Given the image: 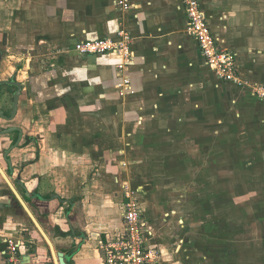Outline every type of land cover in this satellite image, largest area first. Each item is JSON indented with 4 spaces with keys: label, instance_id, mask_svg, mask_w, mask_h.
<instances>
[{
    "label": "crops",
    "instance_id": "1",
    "mask_svg": "<svg viewBox=\"0 0 264 264\" xmlns=\"http://www.w3.org/2000/svg\"><path fill=\"white\" fill-rule=\"evenodd\" d=\"M116 1L0 0V84L23 87L16 117L0 118V130L19 128L22 140L9 164L5 152L18 134L0 136V166L69 264H102L98 242L123 227L125 186L141 194L161 264H264V237L260 246L258 237L243 245L237 219L239 230L205 253L196 245L205 226L193 236L180 212L190 204L186 181L205 157V131L218 134L230 118L247 169L264 176V101L216 80L188 35L181 0H131L128 12ZM201 7L239 73L264 85V0H201ZM120 29L132 37L123 73L118 54L76 51L84 41H118ZM124 77L131 83L121 95ZM15 91L1 89L7 117ZM165 178L186 189L167 187ZM7 238L25 242L22 264H55L0 174V264H8Z\"/></svg>",
    "mask_w": 264,
    "mask_h": 264
},
{
    "label": "rangeland",
    "instance_id": "2",
    "mask_svg": "<svg viewBox=\"0 0 264 264\" xmlns=\"http://www.w3.org/2000/svg\"><path fill=\"white\" fill-rule=\"evenodd\" d=\"M228 122H224L223 129H218L221 130L218 134L208 136L205 131L204 160L194 165V176L182 180L189 181L186 182L191 192L187 193V198L192 208L188 207V212L182 209L180 212L184 213L186 224L193 226L192 233H196L193 236L196 237L200 227L205 226V240L198 241L201 245L196 243L199 248H205V253L217 249L212 240L223 237L229 239L232 233L237 232L233 230L235 227L239 230L238 224H233L234 219H237V223L241 222L240 226L243 227V245L256 244L254 239L258 237L257 244L260 246V238L264 237V176L259 171L254 173L253 168L247 169L249 160L244 154L245 144L237 143L239 130L231 126V118ZM249 170L251 174L253 172L251 176ZM153 180L152 177L145 178L146 183L151 184ZM164 183L169 188L186 189L175 186L181 185L180 180L165 178ZM141 203H144L143 200ZM218 243H221L220 240Z\"/></svg>",
    "mask_w": 264,
    "mask_h": 264
},
{
    "label": "built area",
    "instance_id": "3",
    "mask_svg": "<svg viewBox=\"0 0 264 264\" xmlns=\"http://www.w3.org/2000/svg\"><path fill=\"white\" fill-rule=\"evenodd\" d=\"M187 12V31L199 44L206 64L220 83L230 84L239 90L249 91L254 97L264 101V85L256 84L243 77L238 70L235 55L223 48L212 33L201 0H181ZM120 12H128L132 7L131 0H117ZM118 41L102 39L84 41L77 46L81 55H103L115 53L122 57L123 63L118 67L121 73L131 64L130 47L132 37L124 29L118 31ZM131 80L124 77L117 89L121 95L129 90ZM122 202L123 227L114 236L100 239L98 250L102 255V264H161V251L155 244L154 231L144 213L141 194L129 186L123 190ZM23 240L6 239L5 258L8 264H22L19 256Z\"/></svg>",
    "mask_w": 264,
    "mask_h": 264
},
{
    "label": "water",
    "instance_id": "4",
    "mask_svg": "<svg viewBox=\"0 0 264 264\" xmlns=\"http://www.w3.org/2000/svg\"><path fill=\"white\" fill-rule=\"evenodd\" d=\"M4 85H9V86H13L15 88H17V91L14 94L13 97V104H12V114L10 117H7L4 112H0V118H3L7 121L13 120L16 115H17V110H18V106H19V100H20V96L22 94V90L23 87L21 84L19 83H1L0 86H4ZM0 99H1V93H0ZM19 133V138L17 140V142L11 146V148L9 150H7L5 152L6 154V160L7 162L10 164V160L8 158L9 154L15 150L16 148L19 147L21 140H22V136H23V132L21 129L19 128H12V129H7L4 131H0V136H5V135H9L11 133ZM0 174L2 175V177L4 178L8 188L11 190V192L14 194L16 200L18 201V203L20 204V206L22 207V209L24 210V212L26 213V216L29 220L30 223H32V225L36 228L37 232L40 234V236L42 237V239L45 241L47 247L49 248L50 252H51V256L55 262V264H69L66 261V257L64 253L58 252L52 242V240L49 238L48 234L45 232V230L43 229V227L41 226L39 220L37 219V217L33 214V212L29 209V207L27 206V204L25 203V201L23 200V198L21 197V195L18 193V191L16 190L14 184L10 181L9 177L7 176V174L5 173V171L2 169V167L0 166ZM23 186V185H22ZM27 198H30V194H26ZM53 199H57L60 200V202L62 204H72L71 201H65V200H61V198H59L58 196L53 195L51 197V200ZM70 222V221H69Z\"/></svg>",
    "mask_w": 264,
    "mask_h": 264
},
{
    "label": "flooded vegetation",
    "instance_id": "5",
    "mask_svg": "<svg viewBox=\"0 0 264 264\" xmlns=\"http://www.w3.org/2000/svg\"><path fill=\"white\" fill-rule=\"evenodd\" d=\"M7 83H17L16 81H8V82H6V84ZM5 86V85H4ZM6 86H9V85H6ZM9 88H15V87H13V86H9ZM1 89H2V86H0V93H1ZM16 91H17V88H16ZM15 91V92H16ZM15 92H14V94H15ZM14 94L12 95V104H13V97H14ZM1 99H2V96H1ZM1 99H0V102H1ZM1 131V130H0ZM2 131H4V130H2ZM17 133V132H16ZM18 134V137H17V140H18V138H19V133H17ZM3 137V136H2ZM17 140H16V142H17ZM16 142H14L13 144H12V146L16 143Z\"/></svg>",
    "mask_w": 264,
    "mask_h": 264
}]
</instances>
